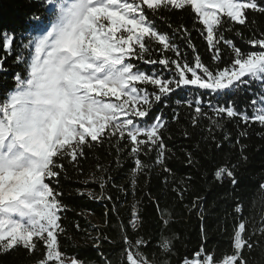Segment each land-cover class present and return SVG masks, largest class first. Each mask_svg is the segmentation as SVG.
<instances>
[{"label":"snow or ice","instance_id":"6c2138e0","mask_svg":"<svg viewBox=\"0 0 264 264\" xmlns=\"http://www.w3.org/2000/svg\"><path fill=\"white\" fill-rule=\"evenodd\" d=\"M42 6H51L48 16L44 20L35 14L30 18L40 23L32 24L35 34L27 33L19 51L14 34H3L0 42L4 53L0 72L8 71L5 64L10 56L21 69L13 74V90L0 100V254L20 247L32 253L43 247L46 254L37 264H81L75 258L69 261L59 250L58 237L66 232L62 214L68 206L52 185L59 184L66 163L79 169L80 161L87 158L86 150L107 143L115 150L113 164L118 168L122 158L130 159L133 186L139 175L154 167L167 174L163 181L167 184L172 175L165 143L170 121L163 109L172 108L170 101L183 93L187 98H178L175 104L189 110L193 127L207 119L206 131L214 141L213 130L223 129L226 122L243 125L235 143L240 146L241 159L247 160V145L241 144L240 138H247L252 124L264 129V30H257L255 15L249 19V13L264 16V0H42ZM185 8L193 13L191 30L183 23L173 26L162 15ZM157 18L170 31L163 30ZM241 28L252 35L245 37ZM193 31L206 44L208 64L192 42ZM181 44L191 49V60ZM145 65L156 69L146 70ZM245 93L251 98L245 97L243 108L238 107V98ZM179 119L178 109L172 108L171 122ZM184 135L187 137V132ZM230 139L225 133L224 140ZM25 160L28 165L23 164ZM187 160L192 164L191 153ZM96 168L105 174L109 171L100 164ZM235 168L221 165L213 178L220 183L227 178L235 187ZM91 175L102 193L110 183L123 191L110 175L107 179ZM183 185L181 181L171 189L181 201L187 191ZM259 188L264 193V183ZM77 192L94 198L91 191ZM100 198L112 200L110 195ZM200 199L191 205V210L199 207L200 246L180 264H249L245 252L260 245L256 237L264 236V210L257 222L255 217L243 215L241 203L235 204L230 214V251L218 260L207 250ZM153 203L162 225L156 241L163 257L159 264H171L179 236L164 235L172 213L161 209L158 200ZM112 211H116L115 205ZM138 220L134 204L128 225L134 231ZM128 226L120 224L122 264H157L155 253L149 259L142 251L152 242L143 237L131 240Z\"/></svg>","mask_w":264,"mask_h":264},{"label":"trees","instance_id":"16d2710c","mask_svg":"<svg viewBox=\"0 0 264 264\" xmlns=\"http://www.w3.org/2000/svg\"><path fill=\"white\" fill-rule=\"evenodd\" d=\"M40 15L44 20L49 14V8L42 6V0H0V42L3 34H14L16 50L22 40L27 39V33L32 31L33 15ZM173 26L183 23L189 30L193 26V13L190 8L162 13ZM257 21V30H264V16L249 13V19ZM156 23L165 31L166 25L156 19ZM245 37L252 33L247 28H241ZM229 38H234L229 34ZM192 42L205 64L210 63V53L200 35L193 31ZM237 44L242 42L236 40ZM177 43H180L177 39ZM251 47V46H248ZM188 59L191 60V49L184 48ZM0 51V56H3ZM153 58H156L155 56ZM227 59V57H225ZM5 68L8 71L0 72V100L13 90V74L21 69L16 66L11 56L7 59ZM146 70H155L156 66L145 65ZM184 97L174 96L170 104L179 112V122H171L172 108H164L165 116L169 119L168 131L165 133V143L169 152L167 166L172 169V175L168 176L165 184L164 176L160 167H154L147 174L139 175L135 186L130 184L132 161L127 157L121 159L122 167L113 164L116 157L114 149H110L107 143L94 150H86V159L80 161L79 169L73 168L66 163V173H62L58 185H52L62 193L60 199L68 206V211L63 213V226L66 232L58 237L59 250L64 256L73 257L81 264H105L106 260L111 264H122L121 252L124 251L120 224L129 225V221L135 204L140 220L137 221V231L127 227L128 237L135 241L138 237L150 240V246L142 249L151 259L156 255L157 264L163 259L156 247L162 225L160 214L153 200L159 201L161 209H167L172 213V222L164 230V235L173 233L179 236L174 247L176 255L171 256V264H180V261L199 248L201 242V220L197 215L199 207L191 210L193 200L200 199V207L203 208V224L206 229V246L209 253L215 254L219 260L226 252L230 251L229 238L232 232V209L237 202L243 205V215L251 219L255 217L260 221L261 211L264 210V193L259 185L264 183V129L252 124L247 129V138H240V143L247 145L244 155L247 160L240 157V146L235 143L239 131L243 125H237L235 121L224 124L223 129L213 130L215 141L206 131L209 126L207 119H201L199 125L191 124L189 110L183 106H177L175 100ZM251 98L247 93L238 98V107L243 108L246 100ZM187 98V97H184ZM207 110V109H206ZM209 115L211 113L209 112ZM187 132V137L184 133ZM225 133L231 139L224 140ZM169 135L171 139H169ZM217 143L222 147L217 148ZM187 153L193 157L192 164L188 163ZM146 163H152L144 157ZM97 164L108 168V173L97 171ZM229 167L236 165L235 177L237 184L232 186L230 180L224 179L223 183L213 178L214 171L221 165ZM92 173L97 177L110 175L116 186H123V191L118 187L108 184L104 192H101L99 182L92 180ZM190 178V179H188ZM89 181L87 184L84 181ZM181 181L187 187L183 200H179L171 189ZM85 193L91 191L94 198L78 194L77 190ZM150 194V196H149ZM110 195L112 200L100 198ZM139 201L137 204L136 202ZM115 205L116 211H112ZM142 221V223H141ZM79 224V229L76 225ZM108 239H104L103 237ZM260 245L253 250L245 252L249 264H264V236L256 237ZM46 249L38 248L32 253L22 247L10 250L6 254H0V264H37L44 258Z\"/></svg>","mask_w":264,"mask_h":264},{"label":"rangeland","instance_id":"374dc122","mask_svg":"<svg viewBox=\"0 0 264 264\" xmlns=\"http://www.w3.org/2000/svg\"><path fill=\"white\" fill-rule=\"evenodd\" d=\"M50 7L51 6H49L48 8H50ZM36 23H40V22L37 21ZM35 31H36V29H32L33 34H35ZM65 257H67L69 261H70L71 258H73V257H68V256H65ZM49 264H51V262H49ZM66 264H67V262H66Z\"/></svg>","mask_w":264,"mask_h":264},{"label":"clouds","instance_id":"9594fccd","mask_svg":"<svg viewBox=\"0 0 264 264\" xmlns=\"http://www.w3.org/2000/svg\"><path fill=\"white\" fill-rule=\"evenodd\" d=\"M23 164L28 165L29 164V161L28 160H25V161H23Z\"/></svg>","mask_w":264,"mask_h":264}]
</instances>
